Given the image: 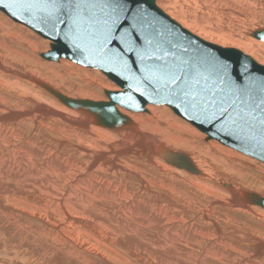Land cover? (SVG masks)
Here are the masks:
<instances>
[{
  "label": "bare ground",
  "instance_id": "6f19581e",
  "mask_svg": "<svg viewBox=\"0 0 264 264\" xmlns=\"http://www.w3.org/2000/svg\"><path fill=\"white\" fill-rule=\"evenodd\" d=\"M156 2L201 38L238 48L264 65V41L250 35L264 29V0H183L179 10L177 0ZM185 2L209 8L214 23L201 26L203 20L189 14ZM5 15L7 23L0 19V246L7 243L13 256L48 264H264V211L247 199L264 193L236 177L248 172L235 162L248 165L232 148L207 137L205 143V135L159 105L147 106L148 117L118 106L132 122L114 128L83 106L61 102L55 92L78 100L108 98L92 99L98 96L51 71L53 65L38 58L50 50V41L48 49L35 31ZM88 78L104 92L121 90L107 78ZM12 101L29 103L32 110L15 111ZM37 114L45 121L23 119ZM24 124L32 127L28 136ZM163 149L186 154L200 172L166 161ZM222 151L229 152L228 170L214 163ZM250 179L264 188V174L259 181ZM239 214L260 225L238 222ZM15 231L25 236L3 239Z\"/></svg>",
  "mask_w": 264,
  "mask_h": 264
},
{
  "label": "water",
  "instance_id": "95a60500",
  "mask_svg": "<svg viewBox=\"0 0 264 264\" xmlns=\"http://www.w3.org/2000/svg\"><path fill=\"white\" fill-rule=\"evenodd\" d=\"M7 3H0V11L50 41V50L41 54L42 58H65L99 69L121 88L106 90L107 101L72 99L55 92L61 102L83 106L99 123L114 128L132 122L118 106L146 112L148 105H166L207 138L264 163V65L242 50L201 38L169 16L156 0H73L71 7L66 2L52 16L35 9L10 10ZM77 4L81 7L79 14ZM112 9H116L119 20L112 26L111 39L104 44L105 21L110 23L114 18ZM74 18L79 22L72 23ZM125 31L132 50L120 40ZM250 35L264 41V29ZM213 61L226 65V72L218 71ZM163 65L190 74L192 90L200 92L196 107L191 98H177L176 86L162 74L148 71ZM201 102L203 108L199 107ZM222 108L227 109L224 115H220ZM163 157L191 173L200 172L186 154L163 149ZM247 199L264 208V196L250 193Z\"/></svg>",
  "mask_w": 264,
  "mask_h": 264
},
{
  "label": "rangeland",
  "instance_id": "374dc122",
  "mask_svg": "<svg viewBox=\"0 0 264 264\" xmlns=\"http://www.w3.org/2000/svg\"><path fill=\"white\" fill-rule=\"evenodd\" d=\"M180 1V2H179ZM177 0V3H176V9L177 10H179V7L180 8H182L181 7V3L183 2V0ZM180 3V4H179ZM186 3V2H185ZM179 5V6H178ZM186 5H188L190 8H191V10H189V14H191V15H196L197 14V17H199V18H201L203 21L202 22H200L201 23V26H206V25H209V22L212 24V23H214L213 22V20L211 19V18H208V16H209V14L211 13L212 14V12L210 11V9L209 8H204V7H202L201 5L198 7V5L196 6L195 4H190V2H187L186 3ZM186 5L185 6H183V10H187L188 11V8L186 7ZM174 6H172V7H174ZM174 7V8H175ZM207 7V6H206ZM186 8V9H185ZM196 8H199V9H196ZM202 9V10H201ZM205 9V10H204ZM209 11H208V10ZM192 10H193V12H192ZM197 11V12H196ZM205 11H206V13H205ZM203 12V13H202ZM208 12H209V14H208ZM198 13H199V15H198ZM2 15H5L4 13H2L1 11H0V19L4 22V23H7L8 21L6 20V18L4 17V16H2ZM208 15V16H207ZM4 17V18H2V17ZM6 16V15H5ZM206 16V17H205ZM9 18V17H8ZM10 19V18H9ZM212 20V22H211V20ZM7 21V22H6ZM217 21H219L220 22V20H217ZM235 24V27H237V28H241V22H239V21H237L236 20V22L234 23ZM234 24L232 25V27L234 26ZM240 26V27H239ZM30 29V28H29ZM31 30V29H30ZM241 30V29H240ZM239 30H237V32H238ZM39 36V35H38ZM39 38L44 42H42V45L44 44V45H46V46H48V49H49V41L47 40V39H44V38H42L41 36H39ZM261 42H263V41H261ZM264 43V42H263ZM228 47H231V46H228ZM30 55H32V56H36L34 53H32L31 51H30V53H29ZM38 56H39V54H38ZM39 59L40 58H42L41 56L40 57H38ZM65 60V59H64ZM46 61H48V63H50V64H52L53 66H51L50 67V70L51 71H54V72H58L59 74H62V75H64L65 76V78H67V80H69L70 82H73V84H77L78 85V87H80V88H82V89H80V90H87L88 89V91H91V92H93L94 94H95V96H98V97H92V99H99V97H104V99H105V97H107L106 96V94H105V92H104V90H105V88H102V89H100V88H98L94 83H93V81L90 79V78H88V76H89V74L91 75V76H93L94 78H96V79H106L107 77H106V75L102 72V71H100L99 69H96V68H90V67H86V66H81V65H76V63H74V62H72V61H70V60H67V62H65V63H62V61L60 60V61H49V60H46ZM70 61V62H69ZM37 65V64H36ZM40 66V69L41 70H44L43 68H44V66H45V64L44 65H39ZM61 66V67H60ZM58 67V68H57ZM82 68V69H81ZM84 69V70H83ZM57 70V71H56ZM87 70H89V71H87ZM98 70V71H97ZM61 73H60V72ZM89 72V73H88ZM88 75H87V74ZM104 79V80H105ZM89 80V81H88ZM107 81H109L110 82V84H112V85H114L115 86V84L111 81V80H109L108 78L106 79ZM73 90H75L74 92H77V91H79L78 89H76V87H75V89H73ZM69 94V93H68ZM108 98V97H107ZM12 103H13V106H14V110L15 111H23V112H28V111H30V110H32V108L30 107V104L29 103H25V102H15V101H12ZM20 103V104H19ZM23 103V104H22ZM25 105V106H24ZM29 105V106H28ZM27 106V107H26ZM155 107H158V106H156V105H154ZM159 106H162V107H165L166 109H168L170 112H172V113H174L173 111H172V109H170L168 106H166V105H159ZM148 110H150V108H148ZM138 113H141V114H144V116H146V117H148V116H150V111L149 112H142V111H139V112H135L134 114H138ZM174 115L176 116V117H179L176 113H174ZM37 116L39 117V118H34V117H30V118H27V117H25V118H23L24 120H38V121H42V120H44V118L45 117H43V116H40V114L38 115L37 114ZM151 116L153 117V114L151 113ZM154 118H156V117H154ZM157 119V118H156ZM179 119L180 120H183L186 124H188V125H190V126H192L193 127V129H195L196 131H198L199 133H201V134H203V135H205V138L203 139V141L206 143V134H204L203 132H201L200 130H198V129H196V127H194L193 125H191L189 122H187L186 120H184V119H182L181 117H179ZM45 121V120H44ZM48 122H50L51 124L53 123L54 125H56L55 123V121H48ZM55 122V123H54ZM62 123V122H61ZM53 125V126H54ZM62 125H64V126H66L64 123H62ZM24 127V128H23ZM23 129H27V132H26V135L28 136L29 134H31L30 133V128H32V127H30V126H28V124L26 125V124H24L23 125ZM28 127V128H27ZM30 127V128H29ZM208 141H215V142H217L220 146H222V147H224V148H227L228 150L227 151H229V147H227V146H224L223 144H221L220 142H218V141H216V140H208ZM47 143H49V141H47ZM46 143V144H47ZM231 149V148H230ZM230 151H234L233 153H235L237 156H238V158H240V160L239 161H244V163H246L248 166H246L245 164H243V163H241V162H235V163H237L236 165H238V168H240L241 170H242V172L244 171V173H247L248 172V174H246V176L244 175V174H236L237 172H235V174H236V177H238V176H241L240 177V182L241 183H243V185L245 186V187H247V188H252V189H254V190H257V191H260V192H262V193H264V188H262V186H261V184L260 183H258L257 182V185H252V180L250 179V178H256V181H259V180H261V178H262V176H263V174H264V163H262V162H260V161H258V160H256V159H253V158H251V157H249V156H247V155H244V154H241V153H239V152H237L236 150H234V149H231ZM223 152L224 151H222V153H220L219 155V158L217 157L216 158V162L214 161V163L215 164H218V165H220L222 168H224V169H227L228 170V168L227 167H229V164H227V158L229 157L228 155V153L229 152H227V153H225L224 152V154H223ZM227 154V155H226ZM226 156H227V158H226ZM222 158V159H221ZM225 159V160H224ZM245 159V160H244ZM218 162V163H217ZM249 162V163H248ZM254 163V164H253ZM233 166H235V165H233ZM243 166V167H242ZM246 167H248V168H246ZM243 168H245L244 170H243ZM106 169V168H105ZM184 171H186V172H189V171H187V170H184ZM189 173H191V172H189ZM191 174H194V173H191ZM255 176V177H254ZM248 180V181H247ZM249 182V183H248ZM246 183V184H245ZM260 184V185H259ZM259 188V189H258ZM202 196V195H201ZM204 203L205 204H208V200H207V198H205L204 199ZM259 207V206H258ZM261 208V210L262 211H264V209L262 208V207H260ZM217 210H218V212L219 213H221V214H227L228 215V213H229V210H227V208H223V207H218L217 208ZM236 217L235 218H237V221L238 222H240V223H245L246 225H260V223L259 222H257V220L254 218V217H252L251 215H247V214H239V215H235ZM248 221V222H247ZM260 221V220H259ZM263 232H262V235H264V229L262 230ZM16 232V231H15ZM14 232V233H15ZM14 233H12V234H14ZM18 232H16L15 233V236H13L12 234H7V235H5L4 237H3V239L4 238H6V240H7V238H8V240H9V238L10 237H18V239L19 240H21L22 238H21V236H25V235H22L23 233H21V234H18V235H16ZM9 235V236H8ZM5 245V246H4ZM21 247V246H20ZM20 247H18L17 246V250L18 249H20ZM0 264H48V263H44V260L42 261H38V262H36L35 261V259H34V257H29V258H27V256H22V257H16V256H13L12 255V253L13 252H10V251H8V248H9V244H1V246H0ZM13 251H16L15 249L13 250ZM8 252V253H7ZM7 253V254H6ZM4 254H5V256H7V257H5L4 256ZM11 254V255H10ZM9 255V256H8ZM17 258V259H16ZM24 259V260H23ZM26 259V260H25ZM33 259V260H32ZM29 260V261H28ZM32 260V261H31ZM17 261V262H16ZM34 262H36V263H34ZM41 262V263H40ZM50 264V263H49ZM258 264H261L260 262H258Z\"/></svg>",
  "mask_w": 264,
  "mask_h": 264
},
{
  "label": "snow or ice",
  "instance_id": "6c2138e0",
  "mask_svg": "<svg viewBox=\"0 0 264 264\" xmlns=\"http://www.w3.org/2000/svg\"><path fill=\"white\" fill-rule=\"evenodd\" d=\"M5 0H0V3H4ZM68 3L69 7H71V4L73 0H8V3L6 4V7H8L10 10L15 8L20 11H27L31 12L32 10H38L42 12H46L48 16H52L56 13L57 10L64 7L65 3ZM104 9H101L103 11ZM81 11V7L79 4L76 6V12L79 14ZM112 12L114 14V18H110V23L108 21H105V28L106 31L103 35V42L106 44L112 36V31L117 21L119 20V14L116 12V9H112ZM15 15V12L13 13ZM78 19H73L72 23L76 24L78 23ZM68 35H72L69 33ZM120 40L129 45L128 50L131 49V39L128 36V33L125 31L121 34ZM114 57H118L119 53H113ZM144 57L141 56V59ZM213 66L220 72H226V65H220L216 62H212ZM149 72H152L154 74L159 73L162 74L163 78H166L167 82L169 84H174L176 87L174 89L177 98L182 99H192V106L196 107V101L197 99H200V92L193 91L192 90V79L190 74L183 72V69H178L173 66L169 65H163V66H157L153 68L148 69ZM198 83V82H197ZM139 90V89H137ZM129 99H131L129 97ZM122 103L124 101H121ZM199 107H204L203 102L199 105ZM227 112V109H221L220 115H224ZM212 115H216V113H212Z\"/></svg>",
  "mask_w": 264,
  "mask_h": 264
}]
</instances>
